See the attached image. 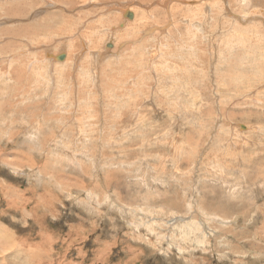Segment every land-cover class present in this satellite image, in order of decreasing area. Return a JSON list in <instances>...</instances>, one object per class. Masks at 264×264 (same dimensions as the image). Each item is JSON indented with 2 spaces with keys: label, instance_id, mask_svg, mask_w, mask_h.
<instances>
[{
  "label": "rangeland",
  "instance_id": "374dc122",
  "mask_svg": "<svg viewBox=\"0 0 264 264\" xmlns=\"http://www.w3.org/2000/svg\"><path fill=\"white\" fill-rule=\"evenodd\" d=\"M263 8L0 0V264H264Z\"/></svg>",
  "mask_w": 264,
  "mask_h": 264
},
{
  "label": "bare ground",
  "instance_id": "6f19581e",
  "mask_svg": "<svg viewBox=\"0 0 264 264\" xmlns=\"http://www.w3.org/2000/svg\"><path fill=\"white\" fill-rule=\"evenodd\" d=\"M171 2V1H170ZM244 2V1H243ZM190 4H193L194 2H189ZM194 5V4H193ZM264 9V8H263ZM261 10V9H260ZM18 11V10H17ZM124 11V14L126 15V13L129 11H127V9H125V10H123ZM206 13V12H205ZM226 16H228V15H226ZM12 18V17H11ZM239 19V18H238ZM120 25L123 27V25H124V23H122V24H119L117 27H115V29H117V28H121L120 27ZM110 30V29H109ZM114 30V29H113ZM121 30V29H120ZM112 31V30H111ZM189 31V30H188ZM238 35V34H237ZM238 39V38H237ZM155 49V48H154ZM227 49V48H226ZM195 57V56H194ZM60 59H62V58H60ZM162 59V58H161ZM118 60V59H117ZM158 65V64H157ZM129 76V75H128ZM197 83V82H196ZM115 85V84H114ZM197 93V92H196ZM194 94V93H193ZM30 130V129H29ZM61 132V131H60ZM20 135V134H19ZM14 170V169H13ZM1 236H2V234H1ZM11 236V235H10ZM1 244V243H0ZM14 250V249H13Z\"/></svg>",
  "mask_w": 264,
  "mask_h": 264
}]
</instances>
